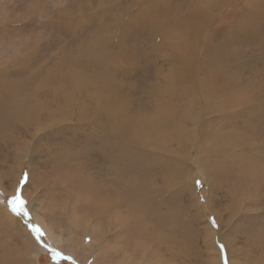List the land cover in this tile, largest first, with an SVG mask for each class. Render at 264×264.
Wrapping results in <instances>:
<instances>
[{"label":"rangeland","instance_id":"1","mask_svg":"<svg viewBox=\"0 0 264 264\" xmlns=\"http://www.w3.org/2000/svg\"><path fill=\"white\" fill-rule=\"evenodd\" d=\"M0 255L264 264V0H0Z\"/></svg>","mask_w":264,"mask_h":264},{"label":"bare ground","instance_id":"2","mask_svg":"<svg viewBox=\"0 0 264 264\" xmlns=\"http://www.w3.org/2000/svg\"><path fill=\"white\" fill-rule=\"evenodd\" d=\"M201 19V15H199V18H196V21H201L200 20ZM193 23H195L194 21H192ZM200 31V30H199ZM180 65H181V63H180ZM177 66H178V71H180L181 70V68H179L180 66H179V64H177ZM168 82H169V87H167L166 88V95L163 97V99L162 98H158L157 99V105H161V107H164V109H167L168 110V113L170 114L171 113V115H173V111L172 110H174V109H176V112H174L175 114H179L180 112H181V110H183L184 111V113H185V111H187V106L186 107H179L180 105H181V101L183 100V99H185L186 97H184V96H186V94H188V93H190L189 92V90H178V88H177V86H176V84L178 83V81H177V78H176V76H170V78L168 79ZM174 90H173V89ZM221 91V90H220ZM223 91H225V89L223 90ZM227 92V91H226ZM220 94H222L221 92H220ZM193 97V96H192ZM173 101H177V102H179L180 103V105L178 104V103H173ZM189 101H190V99H189ZM225 101H227V100H225ZM191 103V102H190ZM221 103H223V102H220V104ZM231 103V102H230ZM219 104V105H220ZM179 105V106H178ZM218 108H220V107H218ZM221 108H222V106H221ZM242 110V109H241ZM244 110V109H243ZM243 110H242V115H243ZM22 111V110H21ZM30 111V110H29ZM172 111V112H171ZM245 112H246V110H245ZM244 112V113H245ZM188 113V112H187ZM241 114V113H240ZM180 118V117H179ZM174 120V119H173ZM177 122V121H176ZM154 123H156V122H154ZM176 124V123H175ZM185 126V125H184ZM155 127V126H154ZM177 128V127H176ZM192 129V128H191ZM184 139V138H183ZM218 142V141H217ZM193 143V142H192ZM211 144V143H210ZM194 145V144H193ZM212 146H213V144H212ZM221 146H222V143H221ZM194 147V146H193ZM212 149V148H211ZM206 150H210V149H208V147H207V149ZM224 150V149H223ZM220 152V150H217V152ZM213 152H214V150H213ZM212 154V153H211ZM215 156V155H214ZM218 156V155H217ZM212 157V156H211ZM202 158H204V157H202ZM213 160V159H212ZM212 167V166H211ZM147 192V191H146ZM9 262H8V257H6V255H0V264H8Z\"/></svg>","mask_w":264,"mask_h":264},{"label":"snow or ice","instance_id":"3","mask_svg":"<svg viewBox=\"0 0 264 264\" xmlns=\"http://www.w3.org/2000/svg\"><path fill=\"white\" fill-rule=\"evenodd\" d=\"M23 182V181H22ZM197 185L200 184L199 181L196 182ZM7 203L9 204L11 210L13 213H15L16 215H21L22 214V208L24 205V200L21 198L20 195H16L14 196L11 200L7 201ZM24 215H27V212H23ZM32 230L34 233H40L39 228H37L36 226H32ZM37 239H39V236H37ZM221 250H223V245H221ZM57 255H59V253H57Z\"/></svg>","mask_w":264,"mask_h":264},{"label":"trees","instance_id":"4","mask_svg":"<svg viewBox=\"0 0 264 264\" xmlns=\"http://www.w3.org/2000/svg\"><path fill=\"white\" fill-rule=\"evenodd\" d=\"M22 212H24V211L22 210Z\"/></svg>","mask_w":264,"mask_h":264}]
</instances>
